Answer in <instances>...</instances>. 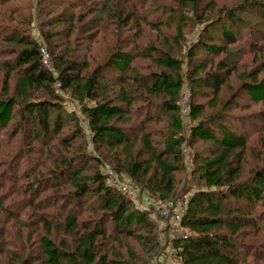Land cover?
Masks as SVG:
<instances>
[{"label": "rangeland", "instance_id": "374dc122", "mask_svg": "<svg viewBox=\"0 0 264 264\" xmlns=\"http://www.w3.org/2000/svg\"><path fill=\"white\" fill-rule=\"evenodd\" d=\"M141 1L145 2V6L144 12L140 14L141 16H145L147 21L141 23L142 39H137L136 45L140 47L139 51L142 57L135 60L130 72L127 73L129 76L127 77L128 85L125 87L131 93L134 104L128 110V117L131 121L123 126L125 134L135 145L133 150L129 149L127 151L133 152L134 156L137 157V161H139L140 157L139 163L147 162L150 159V154L147 147L143 144L142 139L144 136L151 142L153 148L158 153L165 150V145L171 139H186V142L181 147L182 155L179 158H166L168 162L174 163L178 168V171L175 173V180L176 194H179V197L175 199L172 195L170 197L173 199L169 198L167 202H162L159 200L158 195L150 192L153 196H149V191L142 188L143 184H139L123 172L122 177L125 180L123 181L135 187L141 194L143 193L142 203L137 207H139L138 210L141 209L144 213H147L149 228L147 230H139L133 227L132 230L136 229L135 235H142L147 240L141 243L138 239L127 238L121 232V229L117 228L118 226L115 225L113 217H111L103 221L106 238L99 239L98 245L100 255L107 259L108 264H156L157 261L158 263L165 261L177 264L178 257L175 255L171 241H174L182 233L178 232V228L170 231L168 228L161 227L162 216L160 208L171 200L177 202L178 200L185 199L189 201L197 191L203 188V183L200 179L202 174L201 168L207 158L213 157V152L216 149L212 143H203L192 136V131L197 127L196 125L199 120L194 121L187 116V106L182 108L183 111L179 117L182 130L178 131L173 126L172 115L161 107L162 102L165 101L163 96H156L139 89V84L130 79H135L138 74L141 76L140 78H143V83H150L151 85L150 81H152L153 75L164 72L168 75L172 74L171 71L156 65L152 58H158L162 53H167L171 57L180 60L182 65L180 76L183 77L185 83L181 97L187 91L188 96L189 94L193 95L195 105L207 107L205 114L201 118L205 120L207 127L212 129L218 137H220V127H225L230 132L236 135L241 134L247 139L246 151L243 155L238 153V155L242 156L243 161V172L239 182L249 183L256 171L264 169V103L255 104L250 102L248 96L243 95L244 91H241L240 87L242 83L251 80L247 78L248 74H259V80L264 79V22L262 19L264 0H197L199 7L196 18L190 14L188 19L185 20L186 22H180L179 19L182 18L180 15L173 16L171 13V17L169 18L166 15L164 7L179 9L180 2L178 0ZM39 2H41L43 14H38L35 9ZM71 2L74 3L76 1L0 0V63L5 65L1 71L0 95L3 94V80L7 72L6 66L9 64L13 65L17 60L16 55L12 51L19 49L15 44L8 43L5 40L11 37L12 34L15 35V32L20 34L23 31L26 33H21L19 36L29 37L42 43L38 32L39 26L40 28L44 26L43 28L47 30V25L51 23V20L56 19L64 10H66L63 17L65 21L69 20L71 15L83 17V22L78 27L84 26L83 28L85 29L79 31L76 28V31L71 34L69 42L72 44V48L77 49L76 56L79 58V61L86 59L90 65V68L84 72V75L92 73L95 68L107 63L109 55H111L110 49L118 45L117 40L119 35L115 31L117 25H112L106 17H103L105 15H101L99 17L101 21L98 29L93 28L91 30L97 31V36L99 37L93 43L89 42L90 40L86 41L88 40L87 35H91L90 29L92 27L89 23L93 19L91 15H87L89 9L85 6H91V3H96L95 6L97 7H95V10L98 12L102 10L103 6L108 4V0H103L102 3H99L98 0H89V3H85L84 5L76 3L75 8L71 7L72 9L69 7ZM135 2H133V5ZM253 4L259 5L262 8L259 11L253 10L250 8ZM211 6L213 7L211 8ZM244 7L246 11L239 12ZM150 12L151 14L145 15ZM188 12L190 13V10ZM231 15L236 19V25L234 26L230 25L228 21V17ZM154 20L163 22L159 24L158 32L149 27V23ZM210 23H212L211 29H209L211 32L207 31V34H209L207 36L212 35L216 43L214 46H208H213L214 48L224 46V43H222V27H228L231 30L230 32L237 38L238 43L233 47H229L230 50L227 54L223 53L211 56L202 51L197 54L194 53V57H190L188 54L189 49L192 46L194 47L195 42L201 41L202 44H205L202 40L204 36L202 34L204 33V27ZM219 23H221L220 26L216 27ZM179 25L183 27V36L181 38L177 37V27ZM69 29L67 21L57 29L62 34L54 41L57 46H60L59 52L68 48L65 47V44L67 43V35L71 32ZM43 49L46 50L45 47ZM229 53H232V55L228 56ZM238 53L240 55H236ZM236 59L238 63L235 71L230 76L226 75L229 71L221 69L219 64L223 61L226 66L230 62L232 64V61H236ZM218 75L222 77L226 75L224 79L227 80V83L221 88V93L216 101L217 104L208 105L213 98L211 87ZM106 76L108 77L109 84L113 87L114 93L110 96L116 98L120 89L118 80L123 74L115 72L114 69H108ZM10 84L12 88L8 95L12 96L14 95L15 81L12 80ZM62 95V101L60 102L63 108L62 111L59 112L55 109H50L49 111L51 124L59 118H63L61 131L51 137L53 139L51 146L58 145L61 142L60 140H64L67 136H71L74 133L75 123L71 120L72 117L78 118L80 123L86 122L80 113L81 107L76 103L75 99L67 93H63ZM34 96L35 98H42V93H37ZM89 105L94 104L90 103ZM15 114L16 116L11 126L18 120L17 112ZM13 128H10L8 131H0V176H2L5 184L10 181L11 176L15 177L18 189L22 192L24 190L25 193L7 197L5 204L9 206L10 203L15 202L16 205L9 210V216L0 215V231L5 233V238L0 240V264H20L17 261L15 262L14 255L23 256L24 259L29 254L39 255L41 248L40 237L43 236L50 237L57 247H62V244H65L70 250L77 249V240L80 235L76 237L74 235L58 233L57 230H54L50 235L48 230H45L42 226H34L36 221H38L37 216L43 215L48 217L56 228L58 221H56V218H63L65 213L72 211L78 215L81 225L85 223L92 228V223L100 219L102 215H105L100 210V196L95 191H92L82 201L72 202L68 198V194L73 190L69 175L65 179H61L57 184H47V182L43 186L41 184L39 186L33 184L32 182H35L36 178L50 180L48 168L53 167V162H49L47 158L48 154L46 152L49 151V148L43 149L42 144L37 141L32 142L33 145L29 146L21 132L12 139L11 131ZM86 130H84L85 135L81 132L80 136L73 143L74 150L85 146L87 148L85 151H87V155L89 156L86 165L85 163H80V161L77 163L78 169H83L84 175L90 177L94 176L97 172H103V175L106 176V172L109 171L106 169L115 171L114 162L118 160L115 156L119 154L121 156L119 160H126L124 149H113L110 151L100 142L92 144V134ZM36 148L38 152L35 151ZM29 149L34 150V152L30 153ZM17 150L19 151L16 154L15 151ZM41 150L43 151L41 152ZM21 151L23 152L21 153ZM176 151L178 152V150ZM67 154L72 155L74 151ZM12 159L16 160V162L12 164L13 160L9 167L8 162ZM9 170H12V172L9 173ZM26 176L29 177L26 178ZM111 181V178L110 180L106 178L107 185ZM28 184V188H24ZM7 188L8 185L0 190V198L4 199L6 197ZM54 196L58 197L52 199ZM226 204L250 208L249 212L253 211V227L245 231V236L243 235L240 238L241 244L245 246V249H240V252L247 254L249 263L264 264V202L248 207L250 205L245 200L235 202L229 199ZM137 207L135 206V208ZM130 210L136 209L130 207ZM25 224H28L29 227H26ZM82 230L83 232L86 231L85 229ZM172 235L174 238H172ZM28 237H31V243L27 251H25L24 248L22 249V245L27 242ZM30 246H32L31 250ZM252 247L255 249H252ZM34 264H40V262Z\"/></svg>", "mask_w": 264, "mask_h": 264}, {"label": "trees", "instance_id": "16d2710c", "mask_svg": "<svg viewBox=\"0 0 264 264\" xmlns=\"http://www.w3.org/2000/svg\"><path fill=\"white\" fill-rule=\"evenodd\" d=\"M71 1L76 2H71L70 8H75L76 3H81V5L89 3V0ZM98 1L99 3L103 2V0ZM134 1L136 2L133 5ZM178 1L180 2L179 9L164 7L168 18L171 17V13L173 16H182L179 19L180 22H186L185 20L188 19L190 14L196 18L199 7L197 0ZM92 4H90L91 6H85L89 9L87 15H91L93 19L89 23L92 27L90 29L91 35H87L88 40L86 41L90 40L89 42L93 43L99 37L97 36V31L91 30L93 28L98 29L101 15H105L103 17H106L112 25H117L115 31L119 36L118 45L110 49L111 55H109L107 63L98 66L90 74L84 75L90 65L86 59L79 61L76 56L77 49L72 48V44L69 42V38L76 31V28L79 31L85 29L83 28L84 26L78 27L83 22V17L71 15V18L66 20L69 24V31H71L67 35V43L65 42V47L68 48L59 52L60 46H57L54 42L62 35L57 29L66 22L63 18L66 10L56 19L53 18L54 20H51V23L47 25V30L43 28L44 26L42 28L39 26L38 32L43 43L40 42L41 45L37 40L19 36L21 33H26L23 31L20 34L15 32V35L12 34L11 37L5 40L8 43L15 44L19 49L12 51L17 57L16 62L13 65L9 64L6 66L7 72L3 80V94L0 95V131H8L14 127L13 133L11 131L12 139L21 132L29 146L33 145L32 142L37 141L42 144L43 149L49 148V151L46 150L47 158L49 162H53V167L48 168L50 180L36 178L35 182H32L33 184L38 186L40 184L43 186L46 182L47 184H57L61 179L63 180L69 175L73 190L68 194V198L72 202H80L90 192L95 191L100 196V210L105 213V215H102L103 217L101 216L100 219L92 223V228L85 223L81 225L78 215L72 211L65 213L63 218H56V221L58 220L56 228L48 217L38 215V221H36L34 226H42L45 230H48L50 235L54 230H57L58 233L76 237L80 235L77 240V249L70 250L65 244H62L64 249L61 246L57 247L50 237L43 236L40 237L41 248L39 255L29 254L26 259L23 256L14 255L15 262L17 261L20 264H34L37 262H40V264H108L107 259L100 255L98 240L106 238L103 221L111 217H113L115 225L118 226L117 228L121 229V232L127 238L138 239L141 243L147 240L142 235H135L136 229L132 230L133 227L139 230H147L149 228L147 213H144L141 209L138 210L139 207L137 206L135 208V205L125 195L115 189L111 182L108 185L106 184V178L110 180L109 173L106 172L105 176L103 172H97L90 177L84 175L83 169H78L77 163L80 161V163H85L86 165L89 156L87 151H85L87 149L85 146L74 150L73 143L81 132L84 134L86 129L92 134V144L100 142L110 151L122 148L125 151L126 160H119L121 156L117 154L115 157L118 160L114 162L115 171L106 170H111L122 180H124L122 173L128 174L133 180L141 185L143 184L142 188L149 191V194L147 193L149 196L158 195L159 200L162 202H167L169 198L178 199L179 197V194H176L175 180V173L178 168L174 163L168 162L166 158H179L182 155L181 147L186 142V139L173 138L165 145V150L158 153L151 142L144 136L142 141L149 151L150 159L147 162L139 163L140 157L139 161H137L134 153L127 151L129 149L133 150L135 145H133L123 130V126L131 121L128 117V110L134 105L132 95L125 87L128 85L127 77L129 76L127 73L130 72L135 60L142 57L139 51L140 47L136 43L137 39H142L141 23L147 21V18L140 14L144 12L145 2L141 0H108V4L103 6L102 10L98 12L95 10V7H97L95 6L96 3ZM250 8L259 11L262 7L253 4ZM35 9L38 14H43L41 2L37 4ZM189 10L190 13H187ZM240 11L245 12L246 8H241ZM149 14L151 12L145 15ZM262 19L264 22V13L262 14ZM228 21L230 25H236V19L233 15L228 17ZM160 23L163 22L154 20L149 23V27L158 32ZM220 24L216 27L220 26ZM211 25L212 23L204 27L202 40L205 44H202L201 41L195 42L194 47L192 46L189 49L188 54L190 57H194V53L197 54L202 51L211 56L227 54L230 50L229 47H233L238 43L237 38L230 32L231 30L228 27H222V43H224V46L214 48L216 40L212 38V35L207 36L209 35L207 31L211 32L209 30ZM82 31L81 33H83ZM182 36L183 27L179 25L177 27V37L181 38ZM43 47L46 48V52L50 56L54 73H51L48 70V66L44 63ZM231 55L232 53L228 54V56ZM236 55H240V53ZM152 60L159 67L171 71L172 74L168 75L164 72L153 75L152 81H150L151 85L150 83H143V78H140L141 76L138 74L135 79L131 78L130 80H134V82L139 84V89L141 90L156 96H163L165 101L162 102L161 107L172 115L174 128L181 131L182 127L179 119L183 111L181 92L185 85L183 77L180 76L181 62L167 53H162L160 57L152 58ZM237 61V59L236 61L233 60L232 64L230 62L226 66L222 61L219 67L229 71L226 75L230 76L235 71ZM4 66L0 63V78L2 77L1 71ZM108 69H114L115 72L123 74L118 80L120 89L116 98L110 96L114 92L106 76ZM226 75L224 77L216 76L215 83L211 87L213 98L208 105L217 104L216 101L221 93V88L227 83V80L224 79ZM247 78L251 80L242 83L240 87L241 91H244L243 95H247L250 102L255 104L264 103V79L259 80V74L254 73L248 74ZM12 80L15 81L14 95L10 96L8 94L12 88L10 84ZM57 83L60 84L58 88L55 87ZM37 93H42V98H35L34 95ZM63 93L70 94L76 103L80 105V113L86 120L87 126H83L78 118L72 117L71 120L75 123L74 133L71 136H67L64 140H60L61 142L58 145L51 146L53 141L51 137L61 131L63 118H59L51 124L49 111L50 109L62 111L63 108L60 102L62 101ZM90 103L94 105H89ZM187 107V116L194 121L199 120L197 127L192 131V136L203 143H212L216 150L213 152L212 158H207L204 161L200 176L203 188L189 199L186 215L177 227L178 232L182 234L174 241H171L175 255L178 257L177 264H251L247 260V254L240 252V249H245L244 244L240 242V238L243 237L245 231L253 227V211L249 212L250 208L235 207L232 204H226V202L229 199L235 202L245 200L250 205L248 207L264 202V169L256 171L249 183L239 182L243 172V161L242 156L238 155V153L243 155L246 151L247 139L241 134L236 135L230 132L225 127H220V137H218L212 129L207 127L205 120L201 118L205 114L207 107L195 105L192 94H189ZM16 112L18 120L11 126ZM19 150L15 151L16 154ZM37 150L36 148L35 151L38 152ZM29 151L30 153L34 152V150L30 149ZM72 151H74V154H67L72 153ZM94 159L96 160V158ZM13 160L8 162L9 167ZM96 161L98 162V160ZM15 162L16 160L12 164H15ZM10 172L12 170H9ZM28 177L26 176V178ZM6 185H8L6 197L4 199L0 198V215H8L9 210L16 205L15 202L10 203L9 206L5 204L7 197L25 193L24 190L23 193L18 189L15 177L11 176L10 181L5 184L2 176H0V190L5 188ZM28 186L29 184L24 188L27 189ZM7 194L9 195L7 196ZM138 194L142 201L143 193L141 194L138 191ZM172 195L173 198L170 197ZM57 197L54 196L52 199ZM130 207L136 210H130ZM102 218L103 220H101ZM25 226L29 227L28 224H25ZM82 229L86 231L83 232ZM4 238L5 233L0 231V240ZM30 243L31 237H28L27 242L22 245V249L24 248L27 251ZM29 248L31 250L32 246ZM252 249L255 248L252 247Z\"/></svg>", "mask_w": 264, "mask_h": 264}, {"label": "built area", "instance_id": "2783aa9c", "mask_svg": "<svg viewBox=\"0 0 264 264\" xmlns=\"http://www.w3.org/2000/svg\"><path fill=\"white\" fill-rule=\"evenodd\" d=\"M43 54V59H44V63L48 66V70L51 73H54V68L51 65V62L49 60L50 56L49 54L46 52V50L42 51ZM60 86L59 83L56 84V87L58 88ZM184 96L181 98V104L183 105V107H186L188 104V94L187 91L183 94ZM81 124L83 126H87V123L84 122ZM110 178L112 179L111 184L113 185V187L115 189H117L118 191H120L123 195H125L131 202L133 205L135 206H139L141 205L142 201L140 200L139 194H138V190L125 183L117 174L113 173L112 171H108ZM189 206V201L188 200H178L176 201H169L166 205L161 206L160 208V213H161V227L162 228H168L170 231H174L175 228H177L179 226V224L181 223V221L183 220V218L186 215L187 209ZM172 238H174V236L172 235ZM156 264H172L170 262H159L157 261Z\"/></svg>", "mask_w": 264, "mask_h": 264}]
</instances>
